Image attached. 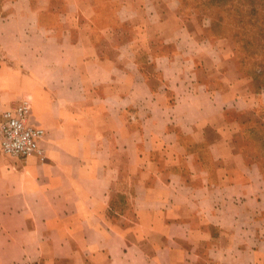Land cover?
Returning a JSON list of instances; mask_svg holds the SVG:
<instances>
[{"label": "crops", "instance_id": "0c3cea01", "mask_svg": "<svg viewBox=\"0 0 264 264\" xmlns=\"http://www.w3.org/2000/svg\"><path fill=\"white\" fill-rule=\"evenodd\" d=\"M10 1L0 112L29 99L45 134L30 156L0 150V264H264V139L245 138L264 89L169 104L126 41H93L85 0Z\"/></svg>", "mask_w": 264, "mask_h": 264}, {"label": "rangeland", "instance_id": "374dc122", "mask_svg": "<svg viewBox=\"0 0 264 264\" xmlns=\"http://www.w3.org/2000/svg\"><path fill=\"white\" fill-rule=\"evenodd\" d=\"M123 1L85 0L79 23L93 27L95 43L107 40L104 27L112 44L126 41L149 87L169 104L178 91L244 97L264 89V0H133L131 20L121 21ZM7 3L0 0V19ZM44 20L58 24L52 14ZM111 43L99 50L108 54ZM246 125L245 138L264 139V124Z\"/></svg>", "mask_w": 264, "mask_h": 264}, {"label": "built area", "instance_id": "2783aa9c", "mask_svg": "<svg viewBox=\"0 0 264 264\" xmlns=\"http://www.w3.org/2000/svg\"><path fill=\"white\" fill-rule=\"evenodd\" d=\"M29 99L0 112V150L7 155L27 157L39 151L44 128L29 122Z\"/></svg>", "mask_w": 264, "mask_h": 264}]
</instances>
